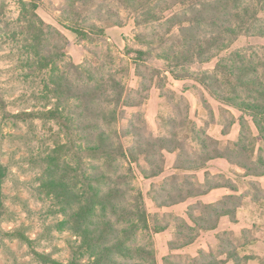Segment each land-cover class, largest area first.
Instances as JSON below:
<instances>
[{"label": "trees", "instance_id": "trees-1", "mask_svg": "<svg viewBox=\"0 0 264 264\" xmlns=\"http://www.w3.org/2000/svg\"><path fill=\"white\" fill-rule=\"evenodd\" d=\"M40 0L22 1L15 34L30 77L40 73L41 110L7 113L28 122H55L54 143L33 157L38 170L37 192L57 218L56 228L75 238L73 258L51 264H157L154 250L142 236L171 229V250L193 244L204 232L216 230L222 219L239 223L247 198L264 201V45L235 47L242 36L264 38V0H63L61 22L81 41H93L110 26H123L127 13L137 27L141 47L126 51L138 84L127 86L111 49H87L83 63L68 57V37L37 12ZM164 62L165 69L152 63ZM216 60L211 69L203 67ZM199 65L200 69L193 68ZM194 80L204 108L228 135L235 124L238 136L225 146L190 118L185 95L168 87L169 80ZM156 86L173 111L163 119L164 132L150 128L142 107ZM221 104L219 115L204 90ZM171 98V99H170ZM226 106V107H225ZM236 108L239 115L229 108ZM135 109L128 117L127 110ZM119 118L126 119L121 127ZM130 140L129 145L123 141ZM176 159V172L152 184L149 196L165 208L229 190L214 202L197 200L186 211L149 215L143 192L135 184V169L144 178L159 177L167 155ZM225 159L241 170L246 182L240 191L234 178L212 173L210 162ZM204 172L201 181L198 173ZM8 167L0 162V215L5 207ZM257 225L239 232L225 230L214 245L197 256L171 253L164 264H249L263 262L256 252L242 249L261 241Z\"/></svg>", "mask_w": 264, "mask_h": 264}, {"label": "rangeland", "instance_id": "rangeland-1", "mask_svg": "<svg viewBox=\"0 0 264 264\" xmlns=\"http://www.w3.org/2000/svg\"><path fill=\"white\" fill-rule=\"evenodd\" d=\"M22 1L27 0H0V162L8 167L4 184L5 207L0 215V264H51L45 262L44 256L67 263L74 256L72 245L75 243V238L68 232L57 230L56 216L52 214L49 204L40 199L37 192L38 170L33 162V157L43 153L54 143L53 133L58 130V126L55 122L42 119L24 122L7 114L24 110H41L45 105V101L40 99L43 85L42 75L40 73H34L30 77L25 75L27 70L22 66L23 52L20 41L15 38V34L21 29L18 17L22 9ZM62 4L63 0H40L37 12L47 23L58 27L66 34L68 57L80 64L88 55L87 49L89 48L111 49L116 56L118 70L124 73L122 77L125 83L127 86L135 87L138 84V77L135 74L132 60L126 53L129 47H141L136 40L137 27L134 19L124 12L123 26L106 28L105 34L93 36L92 42L81 41L76 33L63 26L61 22ZM249 43L264 45V38L242 36L235 43L234 48ZM152 63L165 69L164 62L159 59H154ZM215 63L216 60L203 67L211 69ZM193 68L198 70L200 66L197 64ZM197 86L200 85L194 80L175 81L172 77L168 83L169 88L178 94L185 95L188 99L190 118L198 126L207 127L208 132L219 139L222 146H225L238 136L240 126L235 124L231 133L224 135L223 126L218 123V120L215 121L209 116L204 108ZM204 93L218 116L221 104L213 99L208 91L204 90ZM3 105L7 113L4 112ZM227 108L236 115L240 114L236 108ZM142 109L146 113L151 130L156 134H162L164 132L163 119L173 111L172 101L162 98L159 89L154 86ZM134 110L128 109L126 117ZM124 123L126 119L119 118L118 126L121 127ZM123 141L126 145L130 143L128 138H124ZM175 159V155H167L164 172L155 178H144L140 171L134 168L135 184L144 194L145 207L150 216L158 212L161 214L175 213L187 218L188 207L197 200L207 203L214 202L230 193L226 189L216 190L179 205L165 208L156 206L149 196L152 184L177 171L174 167ZM209 168L214 174L223 173L234 178L240 191L245 189L246 182L238 178L241 170L232 166L227 160H214L210 162ZM198 177L203 181L204 172H199ZM260 180L264 184V179ZM238 216L239 223L234 224L224 218L216 230L202 233L193 244L178 250L170 248V242L174 236L171 229L142 236L141 240L154 250L157 264H164L163 259L171 253L197 256L201 250H208L215 244L217 236L225 230L231 229L239 232L244 227L257 225L256 233L261 241L242 249L241 252L243 254L256 252L264 260V201L254 203L247 198ZM36 252L44 256L37 255ZM249 264H264V261L259 263L252 261Z\"/></svg>", "mask_w": 264, "mask_h": 264}, {"label": "crops", "instance_id": "crops-1", "mask_svg": "<svg viewBox=\"0 0 264 264\" xmlns=\"http://www.w3.org/2000/svg\"><path fill=\"white\" fill-rule=\"evenodd\" d=\"M214 191H216V190H214ZM212 193V192H211Z\"/></svg>", "mask_w": 264, "mask_h": 264}]
</instances>
